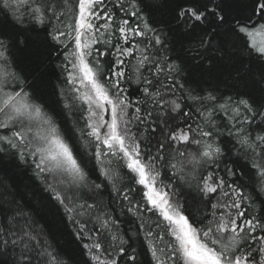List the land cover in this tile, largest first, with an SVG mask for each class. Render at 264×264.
Here are the masks:
<instances>
[{
    "label": "snow or ice",
    "instance_id": "6c2138e0",
    "mask_svg": "<svg viewBox=\"0 0 264 264\" xmlns=\"http://www.w3.org/2000/svg\"><path fill=\"white\" fill-rule=\"evenodd\" d=\"M235 3L0 0V168L44 193L0 176V264H264V0Z\"/></svg>",
    "mask_w": 264,
    "mask_h": 264
},
{
    "label": "trees",
    "instance_id": "16d2710c",
    "mask_svg": "<svg viewBox=\"0 0 264 264\" xmlns=\"http://www.w3.org/2000/svg\"><path fill=\"white\" fill-rule=\"evenodd\" d=\"M234 7L245 11L246 5L244 4V0H236V3L234 4ZM157 18H163L162 15H158ZM261 30H257L255 33H261ZM251 40V37H250ZM252 42V41H251ZM259 44H256L257 47H264V40L261 42H258ZM223 80L227 81V85L229 86L225 90L228 91L230 89L231 80L228 79L227 75L225 74L222 78ZM135 87V86H133ZM222 88H225L224 84H221ZM12 165L10 163H6L3 168H0V176H6L8 183L12 186L13 195L15 198L20 201L21 203L24 202V200L31 201L33 203H38L44 193H42L39 189L33 188L31 186V181L29 180V176H31V172L27 173H21V172H14L11 171ZM257 187H259V184H257ZM248 190L253 191L255 193V190L251 187V184L248 185ZM139 247V245H137ZM65 251L69 254L74 256L77 260L80 259V253L79 250L74 246L70 244L65 245ZM86 258V257H85ZM142 259H146L142 255ZM8 259L11 260L12 257H0V260Z\"/></svg>",
    "mask_w": 264,
    "mask_h": 264
},
{
    "label": "rangeland",
    "instance_id": "374dc122",
    "mask_svg": "<svg viewBox=\"0 0 264 264\" xmlns=\"http://www.w3.org/2000/svg\"><path fill=\"white\" fill-rule=\"evenodd\" d=\"M261 33H254L251 36V41L253 44H259L258 42H261L262 40H264V30L260 31ZM257 46V45H256Z\"/></svg>",
    "mask_w": 264,
    "mask_h": 264
}]
</instances>
